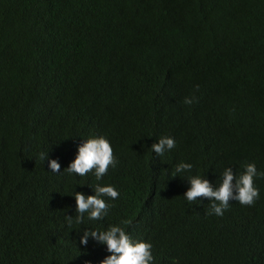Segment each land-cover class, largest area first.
Returning <instances> with one entry per match:
<instances>
[{"label":"trees","instance_id":"trees-1","mask_svg":"<svg viewBox=\"0 0 264 264\" xmlns=\"http://www.w3.org/2000/svg\"><path fill=\"white\" fill-rule=\"evenodd\" d=\"M165 136L175 147L157 156ZM98 137L115 166L99 181L65 171ZM242 161L257 168L254 205L231 200L219 220L188 203L185 179L213 187ZM259 173L264 0H0V264H102L107 245L80 241L111 226L150 243L153 264H264ZM97 184L119 198L76 223L75 192Z\"/></svg>","mask_w":264,"mask_h":264},{"label":"clouds","instance_id":"clouds-1","mask_svg":"<svg viewBox=\"0 0 264 264\" xmlns=\"http://www.w3.org/2000/svg\"><path fill=\"white\" fill-rule=\"evenodd\" d=\"M196 90H199V86ZM194 99L195 97H186L184 103L191 105ZM174 147L175 140L165 136L159 138L158 142L151 146V150L157 156H163L166 150ZM251 163L253 162L227 163L217 173V185L213 187L207 179L199 176L188 177L184 181L190 182L191 188L187 191L185 198L189 201L188 203L199 207H201L199 204H202L204 209L201 207V210L204 216L219 220L225 219L223 214L230 209L231 200H236L244 206L254 205L260 193L254 185V178L258 175L257 168ZM115 164L110 142L104 137L90 138L84 140L79 146L78 155L65 171L79 176H85L94 171L99 181ZM49 167L54 173L60 172V164L56 160H51ZM191 169V164L180 163L176 166L175 173H183ZM259 175L264 176V173ZM94 191L96 194L89 196L75 192L73 197L76 201V223H82L86 213L90 220L103 219L110 207L104 197L113 200L119 198V192L111 185L97 184ZM65 219L70 227L73 217L66 215ZM90 237L107 245L108 252L112 253L102 261V264H153L152 245L144 241L133 242L126 231L119 226H111L106 231H85L80 242L86 246Z\"/></svg>","mask_w":264,"mask_h":264}]
</instances>
